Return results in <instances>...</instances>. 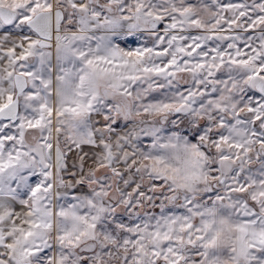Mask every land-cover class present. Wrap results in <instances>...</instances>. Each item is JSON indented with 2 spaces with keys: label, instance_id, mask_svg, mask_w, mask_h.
I'll return each instance as SVG.
<instances>
[{
  "label": "snow or ice",
  "instance_id": "6c2138e0",
  "mask_svg": "<svg viewBox=\"0 0 264 264\" xmlns=\"http://www.w3.org/2000/svg\"><path fill=\"white\" fill-rule=\"evenodd\" d=\"M0 264H264V0H0Z\"/></svg>",
  "mask_w": 264,
  "mask_h": 264
}]
</instances>
